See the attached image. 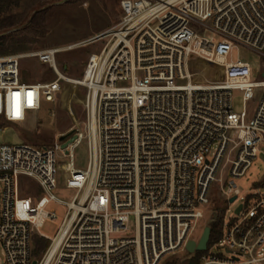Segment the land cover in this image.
<instances>
[{
	"label": "built area",
	"instance_id": "built-area-1",
	"mask_svg": "<svg viewBox=\"0 0 264 264\" xmlns=\"http://www.w3.org/2000/svg\"><path fill=\"white\" fill-rule=\"evenodd\" d=\"M120 7L116 26L82 44L106 40L80 79L66 76L57 60L75 46L0 56V118L10 123L37 121L63 82L88 89V122L73 130L66 149L61 136L49 147L0 142V264H162L197 241L212 190L223 206L214 209L211 224L222 226L214 244L229 256L209 252V242L198 264H264V193L247 196L225 220L239 198L235 179L264 144V68L254 80L250 63L229 61L238 46L264 54V0H121ZM33 56L52 68L54 80L24 82L21 60ZM198 61L223 74L194 71ZM85 140L89 162L81 169L75 150ZM67 158L66 185L77 190L69 203L54 194ZM22 176L36 180L43 195L25 196ZM54 201L69 211L50 238L40 228L57 219L48 208ZM36 238L48 241L39 257Z\"/></svg>",
	"mask_w": 264,
	"mask_h": 264
},
{
	"label": "rangeland",
	"instance_id": "rangeland-1",
	"mask_svg": "<svg viewBox=\"0 0 264 264\" xmlns=\"http://www.w3.org/2000/svg\"><path fill=\"white\" fill-rule=\"evenodd\" d=\"M121 0H21L18 7H13L8 14H14L22 19V22L4 32L0 36H11L20 46L26 47V51L10 54H31L51 48H67L58 55V64L62 71L72 79L82 78L89 57L92 53H99L106 40L88 45H82L97 34L116 26L122 17L120 7ZM37 15L34 24L31 20ZM9 55V54H8ZM5 56V55H4ZM248 62L253 66L254 80L263 78L264 54L253 51L244 46L235 48L229 61ZM194 65V71L205 73L209 78H214L223 71L220 67L205 61H198ZM22 78L24 82H47L56 78L52 68L37 57H24L21 60ZM220 76V75H219ZM195 83H204L201 77L194 78ZM88 89L75 81L62 83V91L55 102H44V108L38 116V120L30 119L26 125L10 123L0 118V142H17L34 144L40 147H49L55 144L59 136L68 134L76 128H85L88 122L87 111ZM234 110L241 113L245 104L239 92L235 93L233 100ZM258 105V100H252L247 108L252 114ZM76 166L86 169L89 162L87 141H83L75 150ZM69 159L61 160V168L58 171V187L54 194L62 201L71 202L77 192L66 185L67 173L63 169L64 163ZM22 187L25 196L34 198L43 195L39 183L27 176H22ZM239 198L226 212L227 223L236 216L237 207L245 202L247 196L260 191L264 193V144L259 146V152L246 174L235 179ZM213 199L211 206L205 210V218L197 224L193 238L199 241L207 226L212 227L214 209H221L222 204L217 201V192L211 191ZM2 196L0 195V215ZM57 213V219L48 220L40 232L54 238L69 211L67 205L54 201L49 207ZM219 214L217 216V219ZM135 218L131 219V232L135 233ZM264 251V244L262 246ZM209 252L229 256L227 249L214 244ZM196 253L180 251L178 254L167 256L162 264H191ZM0 258L3 259L2 247Z\"/></svg>",
	"mask_w": 264,
	"mask_h": 264
},
{
	"label": "trees",
	"instance_id": "trees-1",
	"mask_svg": "<svg viewBox=\"0 0 264 264\" xmlns=\"http://www.w3.org/2000/svg\"><path fill=\"white\" fill-rule=\"evenodd\" d=\"M21 0H0V33L9 30L22 22V19L14 14L7 13L13 8L18 7ZM37 15L31 20L30 25L34 24ZM26 47L20 46L11 36H0V56L8 55L10 53L26 51ZM210 246L222 238L221 220L212 225ZM37 248L34 251L36 257L41 256L43 251L48 246V241L42 238H36ZM206 254L205 252H196L195 257L192 259L191 264H198L201 257Z\"/></svg>",
	"mask_w": 264,
	"mask_h": 264
},
{
	"label": "water",
	"instance_id": "water-1",
	"mask_svg": "<svg viewBox=\"0 0 264 264\" xmlns=\"http://www.w3.org/2000/svg\"><path fill=\"white\" fill-rule=\"evenodd\" d=\"M76 139L74 135V131L68 133V134H63L60 137V141L63 142V148L66 149L68 145ZM235 197L231 200L232 202L235 201ZM243 208L242 205H240L237 209V213L240 212V210ZM211 231L212 228L211 226H207L204 230V233L201 237V239L197 242L194 240H190L188 245H187V251L189 253H196V252H205L208 250L210 238H211ZM34 264H37V261L34 262Z\"/></svg>",
	"mask_w": 264,
	"mask_h": 264
},
{
	"label": "snow or ice",
	"instance_id": "snow-or-ice-1",
	"mask_svg": "<svg viewBox=\"0 0 264 264\" xmlns=\"http://www.w3.org/2000/svg\"><path fill=\"white\" fill-rule=\"evenodd\" d=\"M29 97H31V93H29ZM15 115H16L17 117L19 116V111H18V110L15 112Z\"/></svg>",
	"mask_w": 264,
	"mask_h": 264
},
{
	"label": "bare ground",
	"instance_id": "bare-ground-1",
	"mask_svg": "<svg viewBox=\"0 0 264 264\" xmlns=\"http://www.w3.org/2000/svg\"><path fill=\"white\" fill-rule=\"evenodd\" d=\"M68 81H71V80H68Z\"/></svg>",
	"mask_w": 264,
	"mask_h": 264
}]
</instances>
